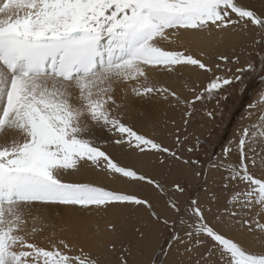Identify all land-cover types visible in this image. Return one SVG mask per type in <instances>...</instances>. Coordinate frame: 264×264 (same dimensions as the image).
Segmentation results:
<instances>
[{
    "label": "snow or ice",
    "instance_id": "6c2138e0",
    "mask_svg": "<svg viewBox=\"0 0 264 264\" xmlns=\"http://www.w3.org/2000/svg\"><path fill=\"white\" fill-rule=\"evenodd\" d=\"M253 31L264 37V13L243 0H0V264H99L82 245L61 240L62 248L46 249L30 242L36 229L28 230L29 219H36L37 210L50 205L84 210L144 207L157 224L170 229L167 251L181 244L190 252L193 243L200 246V237H206L227 256V264H264V251L252 252L208 223L206 211H212V203L219 204L214 194L207 204L196 198L183 207L170 202L175 218L162 219L152 203L138 195L63 178L86 163L106 175L163 191L155 178L120 160V154L131 149L162 153L172 162L195 165V176L206 192L216 183L229 191L217 209L218 221L230 224L239 209L253 205L264 216V176L258 178L252 171L255 153L264 146V111L239 132L238 160L229 159L232 147L226 146L220 158L208 162L210 167L184 158L126 122L129 94L158 93L181 102L169 88L153 84L150 71L170 73L176 66L190 65L212 72L185 51L162 47V41L174 42L185 35L204 40L214 33L223 39L224 33ZM219 59L228 62L227 57ZM247 71L257 68L248 64L236 69ZM242 79L239 74L216 76L202 93L213 96ZM117 86L124 93L119 100ZM202 99L203 94H198L189 103ZM261 105L264 93L248 105V117ZM102 133L109 139L98 140ZM176 140L180 146V137ZM172 188L185 191L179 183ZM242 223L249 233L264 236V223ZM257 240L264 245V240ZM213 248L201 258L204 264H210Z\"/></svg>",
    "mask_w": 264,
    "mask_h": 264
},
{
    "label": "rangeland",
    "instance_id": "374dc122",
    "mask_svg": "<svg viewBox=\"0 0 264 264\" xmlns=\"http://www.w3.org/2000/svg\"><path fill=\"white\" fill-rule=\"evenodd\" d=\"M243 2L257 13H264V0H243ZM214 36L216 37H214L213 44L205 50L194 52L189 48L185 49L186 54L192 56L195 54V58L202 60L212 69V72H205L190 65H179L176 66L181 70L179 82L177 84L169 82L171 85H165L176 93L180 103L171 96L165 98V95L158 93L151 95V101L144 102L141 97H135L134 100L138 102L133 110L134 115L126 117V122L131 123L138 133L153 139L164 147L179 152L186 159L199 160L206 167H210L208 162L214 157L222 156L226 146L232 147L229 159L238 160L239 132L256 122L260 112L264 111V105H261L253 111L250 118L248 117V105L257 101L258 97L264 93V82L261 80L264 77V70H261L264 69V37L255 31L245 35L224 33L223 39H221V34L215 33ZM221 56L227 57L228 62L220 60ZM248 64L254 65L257 71L236 72L237 68H244ZM217 65L220 67L217 68ZM237 74L242 75L243 79L226 86L220 93L213 96H208L206 92L202 93V90L214 77H232ZM198 94H203V99L194 105L189 103ZM142 103L145 105L140 106ZM159 107H161L160 110ZM158 111L160 112L158 113ZM189 112L191 115H187ZM209 113H212V116H209ZM149 118L151 119L148 120ZM140 119L144 121H140ZM139 124L144 125L139 126ZM107 136V133H102L97 139H109ZM177 136L180 137V146H177ZM102 146L108 147L107 144ZM248 147L251 148L252 145L249 144ZM263 147L261 146L255 153L256 164L252 167V171L258 178L264 176ZM189 148L192 149L191 152L188 151ZM125 153L130 154L134 159L126 161L127 157L125 156L122 163L141 174L155 178L163 191L141 182H132L124 178L106 175L91 168L101 173L102 178L108 179L105 185L94 184L117 192L135 194L149 200L162 219L165 217L175 218V213L168 207L170 202H178L183 207L196 198L202 204H207L209 198L214 194L219 198V204L212 203L210 205L212 211H206L208 223L226 236L243 242L250 251L256 253L264 251V245H261L257 240V238L264 240V236H260L258 232L249 233L247 226L242 223L248 219L254 223L257 221L263 223L259 206L253 205L251 208L239 209L236 218L230 224H224L216 219V215L217 209L224 204L225 198L229 196V191L224 190L219 183H216L211 185V192H206L202 187L203 181L195 176V171L198 170L195 165L189 168L180 162H172L171 157L162 153L142 154L135 149L126 150ZM161 159L167 160L168 163L161 165L159 163ZM74 173L77 174V172ZM70 182L82 181L70 180ZM176 183L185 188L183 193L173 190L172 185ZM84 211L90 218L103 221L101 225L104 230L99 234L100 241L96 242L97 248L95 249V243L89 250L93 257L98 258L99 264H125V261L127 264H198V262L204 264L201 258L206 251L213 248V243L210 240L200 237L203 244L197 246L193 243L191 245L193 250L190 252H186V245L181 244L172 246L171 250L167 251L170 229H166L162 224H157L151 217L150 210L144 207L137 209L134 206H110L107 209ZM246 239L254 242L256 248L248 247ZM258 248L261 250L259 251ZM227 259L226 255L222 256L219 251L213 248L210 264H227Z\"/></svg>",
    "mask_w": 264,
    "mask_h": 264
},
{
    "label": "bare ground",
    "instance_id": "6f19581e",
    "mask_svg": "<svg viewBox=\"0 0 264 264\" xmlns=\"http://www.w3.org/2000/svg\"><path fill=\"white\" fill-rule=\"evenodd\" d=\"M214 35H215V33L211 37H208L207 39H204V40H195V39L191 38L190 36L185 35V36H181L179 39H176L174 42L162 41L161 46L166 48V49H175V50H182V51L183 50L185 51L186 48H189L190 50H193L194 52H198L201 50H205L208 47H211V45L214 42V37H216ZM238 37H239V35H238ZM216 39H218V38H216ZM194 55H193V57H195ZM185 69H187V68H185ZM192 69H195V68H192ZM180 72H181V70L179 68H176L174 71H172L170 73L169 72H163V71H154V72L150 71L149 72V78L153 84H156L158 86L168 85L169 82L171 84H173V83L177 84L181 78ZM195 74H197V73H195ZM181 80H183V79H181ZM171 84H169V85H171ZM176 84H174V85H176ZM188 85H189V83H188ZM120 87H122V86H117V92H116V96H117L118 100L121 96L124 95V93L119 90ZM156 95H155V97H156ZM159 97H161V96L159 95ZM134 98H135V96H132L130 94L127 97V105H128L127 116H130L132 114L134 115L133 110H134L135 106H137L136 104L138 102V101L134 100ZM157 98H158V96H157ZM156 99H155V102H156ZM158 99H160V98H158ZM141 100L145 102L146 100L151 101L152 99H151V96H148V97H141ZM143 105H145V103L140 104V106H143ZM155 107H157V106H155ZM160 108L161 107H159V110H160ZM159 112L160 111H158V113ZM255 115H256V113H255ZM139 117H142V116L139 115ZM159 117H158V119H159ZM130 119H132V117ZM143 119H140V121L145 120V119L144 120ZM150 119L151 118H149L148 120H150ZM146 121H147V118H146ZM149 123H150V121L148 122V124ZM140 125H144V124H139V126ZM137 129H140V128H137ZM262 150L264 152V147ZM123 155L120 154L121 162H124L123 159H125V156L127 157L126 161H128V159H130V161H132L134 159L133 156H131L130 154L123 153ZM63 178L66 181L76 180V181H82V182L102 183L104 185H105L106 180H108L107 178H102L101 173L92 170L91 167L86 165V163L84 164V166L82 168H80V170L77 172V174L73 173L71 175H65ZM255 213H256V211H255ZM36 217H37L36 219H34V220L29 219V221H28V225H27L28 230L31 231L32 228L36 229V231L29 237V240H30V242L36 243L37 246L43 247L46 249H51L53 245H56L57 247L62 248V245L59 244V241L63 240V241H65L71 245H82V246H84L86 251H89V250H91L93 245H95L96 242L100 241L99 234L102 232V230H104L103 226L101 225V222H103V221L97 220V219H92L85 214L84 209L74 208L71 206H58V205L44 206V207L39 208L37 210ZM262 222L264 223V216H263ZM91 230H94V231H91ZM236 236H238V235H236ZM247 239H246L247 246L250 248H256L255 247L256 245L254 244V242L250 241V239L249 240H247ZM96 248H97V243H96L95 249ZM258 250H259V248H258ZM260 250H261V248H260Z\"/></svg>",
    "mask_w": 264,
    "mask_h": 264
}]
</instances>
